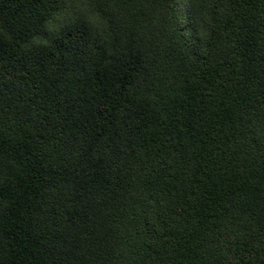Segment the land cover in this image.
Returning a JSON list of instances; mask_svg holds the SVG:
<instances>
[{
    "label": "trees",
    "instance_id": "obj_1",
    "mask_svg": "<svg viewBox=\"0 0 264 264\" xmlns=\"http://www.w3.org/2000/svg\"><path fill=\"white\" fill-rule=\"evenodd\" d=\"M0 27V264H264V0H0Z\"/></svg>",
    "mask_w": 264,
    "mask_h": 264
},
{
    "label": "clouds",
    "instance_id": "obj_2",
    "mask_svg": "<svg viewBox=\"0 0 264 264\" xmlns=\"http://www.w3.org/2000/svg\"><path fill=\"white\" fill-rule=\"evenodd\" d=\"M65 4H66L67 6H71V0H65ZM75 11H81V9L77 7V8L75 9ZM68 18H69V19H73V22H74V15H73V13L70 12V13L68 14ZM56 19L59 20V19H61V18H60V17H56ZM86 19H87V18H86ZM47 27H48V30H49L50 32H56V31H58V28L53 27V25H52V23H51V20H49V21L47 22ZM0 36H2L6 42H10V40H11L10 35H8L7 32H6V30L3 29L2 27H0ZM48 43H49L48 40L45 39L43 36H33V37H32V44H34V45L37 46V47H40V46H47Z\"/></svg>",
    "mask_w": 264,
    "mask_h": 264
}]
</instances>
